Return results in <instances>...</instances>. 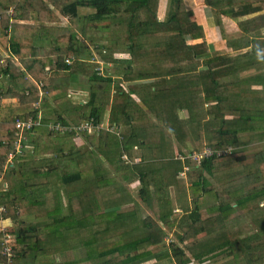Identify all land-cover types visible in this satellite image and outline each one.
<instances>
[{
    "label": "trees",
    "instance_id": "trees-1",
    "mask_svg": "<svg viewBox=\"0 0 264 264\" xmlns=\"http://www.w3.org/2000/svg\"><path fill=\"white\" fill-rule=\"evenodd\" d=\"M162 1L166 2V10L163 17L159 18ZM186 1L191 0H0V46L5 48L0 51V126L5 127L3 134L0 131V179H3L4 184V189H0V219L12 223L9 228L0 230V264H6V258L1 254L4 248L11 250L10 264H28L27 255L35 250L32 245L36 247L39 241L44 245L50 242L47 240L50 236L51 255L42 258L39 264H144L149 260H154L155 264H189L190 258L185 256L187 251L199 264H204L208 257L216 259L222 256L230 257L225 261L226 264H264V244L260 242L264 235V205L259 207L264 204V147L253 154L247 153L249 146L264 142V48L260 42V36L264 35V0L200 1L210 10L212 20L220 22L225 17L232 20L239 30L238 39L224 38L218 42L225 46L222 51L215 47L210 49L202 40L203 29L192 18L188 11L191 4ZM4 7L13 8L11 18L6 16ZM80 9H89L92 14L81 19L78 16ZM55 10L75 25L82 22L81 37L91 44L95 41L89 36L96 34L95 37H101L103 41L108 35L107 31L113 27L118 31L119 46L116 49L103 42L96 44V47L109 53L107 55H122L121 58L108 61L115 74L131 83L129 95H124L118 89L111 102L112 122L102 125L104 129H98L92 135L83 131L78 135L60 136L47 131L49 124L81 125L78 120L71 123L59 115L54 119L45 116L48 105L43 98L50 93L53 82L75 71L88 73L93 93L88 102L91 110L85 120L91 118L94 124L101 123L99 117L103 101L98 96L102 97L110 84L109 79L99 77L95 66L80 63L86 50L75 40V31L51 34V28L43 26L56 20ZM20 11L33 14L32 19L41 25L39 31L32 26L19 24L23 18L28 19L27 16H19ZM20 27L23 30L34 29L36 34L29 39H15L18 36L12 35L9 38L7 32H23ZM36 38L49 42V48L40 42L38 44ZM199 40L202 41L195 43ZM6 43L8 52L5 51ZM153 48L162 54L153 57L148 63L149 72L143 71L140 69L142 60L139 59ZM242 50L245 52L241 53ZM7 56L15 58L19 64L10 61ZM71 56L74 61L70 65L65 64L66 59H72ZM179 61H185L187 68L180 67ZM176 75L180 76L179 83L171 87L167 78ZM149 76L153 81L158 80V88L152 90L154 87L148 85L150 92L145 98L141 96L140 102L150 104L149 110L155 113V118L145 120L141 131L143 135L151 136L155 132L156 121L168 128L169 123L166 126L165 122L169 120L162 121L163 117L167 114L168 119L170 113L175 115L177 111H184L186 117L180 114L173 116L176 125L170 127V131L166 129L167 144H172L169 137L172 134L178 145L177 152L181 154H184V149L189 154L205 147L219 151L233 147L232 152L225 157L202 159L197 166L191 165L183 178L178 175L189 164L176 165L174 181L180 189L174 197L178 200L187 193L190 197L189 210L182 208L175 213L173 209L163 211L157 214V220L149 221L139 215V205L125 215L114 211L100 213L105 208H100L97 202L105 196L103 193L117 188V195H123V186L133 182L141 185L137 192L141 204L154 212L159 209L158 187L167 184V178L161 172L141 169L140 161L144 157L138 159L136 165L135 159L130 160L133 147L151 145L149 138L141 139L140 142V124L133 125V116L127 111L130 95L146 88L134 82L150 79ZM251 78H257L258 82L252 83L255 88L250 86L253 89L250 94H245L243 89H239L240 81H249ZM3 80L7 81L6 85H3ZM94 80H103L102 83H105H99L97 93L94 92ZM161 103L164 105L163 110L160 108ZM35 106H39V110H35ZM78 106L73 107L74 110ZM157 108L162 110L161 115L157 113ZM37 116L40 117V123L23 134V155H14L10 160L16 162L13 165L8 156L14 154L16 144V138L13 137L14 122H26L30 118L36 120ZM198 131L205 133L200 142H197L200 138ZM188 136L190 140L184 139ZM243 136L248 137L246 142H241ZM78 139L84 140L83 145L89 154L75 150L71 141ZM193 140L197 142L196 145L189 144ZM190 146L195 149L190 150ZM46 149L54 153L55 158L62 155L59 158L68 160V164L75 162L81 165L88 161L82 159L94 156V150L101 153L100 159L95 158L98 163L93 165L101 173L97 187L73 192L74 188L69 186L79 182L80 173L68 171L64 167L65 162L42 170L37 159L42 158L39 154ZM142 150L144 152L145 148ZM122 155H126L129 160L122 161ZM225 161L232 162L226 177L229 186L220 191H210L209 182L211 178L214 179L215 171L228 166V163H223ZM150 174H159L161 180L156 186L154 184L157 193L155 202L149 197ZM237 174L241 176L235 180L237 176L233 178V175ZM211 192L214 205H204L206 194ZM236 211H242L255 222L244 224L242 234H228L227 229L233 222H242ZM232 214L234 217L229 218ZM177 216V222L171 221ZM158 223L175 227L174 238L170 239L168 248L163 245L166 233ZM120 224L138 226L141 237L128 239L132 229H121ZM113 227L115 232L111 234ZM254 228L258 231L249 234ZM43 230L44 234H41ZM217 231L224 234L223 238L201 249L198 245L200 236ZM62 235L71 239V242L68 241L70 246L64 250L54 241L55 237L61 238ZM160 245H163V251L139 252L143 247ZM78 248L84 249V257H79ZM54 255H58V263L52 258Z\"/></svg>",
    "mask_w": 264,
    "mask_h": 264
},
{
    "label": "rangeland",
    "instance_id": "rangeland-1",
    "mask_svg": "<svg viewBox=\"0 0 264 264\" xmlns=\"http://www.w3.org/2000/svg\"><path fill=\"white\" fill-rule=\"evenodd\" d=\"M201 0H191L190 2L189 1H186L188 3L191 4L190 7H188V11L191 13V15L193 16L195 13L197 15V17H199V14L200 13H205V15H210V11H208V9L204 8V6H202ZM188 6V4H187ZM166 10V2L162 1L161 5H160V11H159V18H162L163 15H164V11ZM194 13V14H193ZM54 15H55V21L54 22H49V23H45L43 26H47L48 28H51V34H55L57 33L58 31H64V32H67L69 33L70 30L72 31H75L76 32V35H77V40L79 42V44L81 45V47H84V49H87L90 54L93 53L94 54V58H97L96 60L94 61H97L96 63H100V64H96L95 62L93 63L94 65L96 66H101V62L105 61L104 58L106 59H112V58H121L122 55L117 53V54H114V55H107L109 53H106L102 50H95L96 48V44H97V41H95L93 44L91 45H87L85 46V42L81 39V34H80V27L82 26V22L79 21L80 25H75L73 24L68 18L64 17V16H61L57 10L54 11ZM211 16V15H210ZM203 18L199 21H202ZM195 21V20H194ZM196 22V21H195ZM203 22V21H202ZM197 23V22H196ZM30 24L32 25H28V26H32L34 28H36L38 31H39V26L40 23L35 21L34 19H32L30 21ZM122 28V27H120ZM124 29V28H123ZM121 29V31L123 30ZM31 31V30H30ZM32 31H34V29H32ZM124 32V31H123ZM122 32V33H123ZM234 32L231 36H227L225 35L224 32H222V30H216V34H213L214 36V39H216V41H218V39H226V40H236L238 39V37L240 36V33L239 31H236V29H234ZM107 36H106V39L104 38V40L101 42H103L104 44L108 45V46H111L113 47L112 49H116L117 47L116 46H119L118 43H119V40H118V31L116 29V27L110 29L109 31H107ZM122 35V34H121ZM260 38H262V42L263 43V48H264V35L260 36ZM213 39V40H214ZM66 40V38H65ZM214 41V44L219 47V43ZM150 42H153L152 40ZM218 44V45H217ZM221 49L224 48V44H222L220 46ZM244 53L245 50H242L241 53ZM92 54V55H93ZM158 54H162V53H159L157 50L155 51V49H151L148 51V53H145L141 56V59L139 60H142L141 61V67L140 69H142L143 71H147L149 72L150 71V64L148 65V63L151 61V59L153 57H159ZM238 54V53H237ZM236 54V55H237ZM71 61V60H70ZM164 66L166 68V64L164 63ZM108 69V67H107ZM109 70L111 72L112 68L109 67ZM174 77V76H173ZM150 79H152L150 76H149ZM144 80H149V79H144ZM152 82H154L152 80ZM177 81H172V82H169L168 84L171 86V87H175L177 85L176 83ZM83 85H86L83 84ZM83 85H79V86H83ZM78 86V84H76V88L80 89V87ZM253 86V85H252ZM83 88H87V87H84ZM76 89H67V88H64V93L66 95V97H69L68 99L65 98V99H62V101L60 100V103L63 105V104H66L67 106H70L72 105L74 102H77V97L75 96H78L79 93L78 91H75ZM74 93H77V94H74ZM170 111V110H168ZM184 111H177L175 113V115H170L168 116V119H167V114L165 115L164 120L162 121H168V122H165V125L167 126V123H169V126H167L168 128H165L164 125H162L161 122L159 121H156V130L155 132L149 136L148 138V141H151L152 140V143L151 145L147 146V147H150V148H156L155 149V155L158 156L156 158H154V160L148 162L149 164V167L151 170H153V172L155 173H160L162 174L163 173V176L166 177L167 179L165 180L166 183H168L170 186H166V185H162V187H158V191L160 192V203H158V210L156 212H154L152 209H149L146 205L144 206L143 204H141L140 200L138 199L137 197V192L139 190V188L141 187V185H138V184H133V185H128L126 186L125 185V193L123 195H117V188H113L111 189V191L109 192H106L105 194L103 193V195L105 196H102V198H100V201L97 202L98 205L100 206V208H105V210H103V212H100V213H108V212H111V211H114L115 213L117 214H122V215H125V214H128L130 213L132 210L135 209L136 205H139V211L140 212V216L141 217H144L146 221H149V220H157V214L158 213H161L163 211H166L168 212V210H172L173 209V212H180L181 209H179V204L183 205L184 203V206L181 207V208H186L187 210L190 209V197L189 195L186 193L185 194V200L183 201H186V202H183V201H177L174 196L176 195V191H178V189H180V186L178 185V183L176 182H173L175 180L174 178V171L176 169V165H182L184 164L182 161H180L178 159V156L179 155H183L181 153H178L176 152L175 153V148L173 147L174 145L173 144H167V140H165V147L169 149L168 152H166L165 154L163 153V155L159 154V150L161 149L160 146L157 145V126H161L164 130L166 129H169L172 130V128L170 127H173L176 125V121L174 119L173 116H178L179 114L186 117L185 113H183ZM158 113H159V110H158ZM183 113V114H182ZM161 115V113H159ZM140 116H143L142 114ZM140 120H147V117H137L135 118L134 120V123L136 124L138 121ZM159 128V127H158ZM256 129V128H254ZM257 130V129H256ZM167 131V130H166ZM260 130H258V133ZM168 132V131H167ZM166 132V133H167ZM200 133V138L197 140V142H200V139L205 137V133H201L200 131H198ZM168 135V133L166 134ZM186 140H190L189 139V136L184 138ZM248 140V137L246 136H243L241 138V142H246ZM141 142V140H140ZM197 142H194L193 140V143H189V144H194L196 145ZM55 144H58V143H55ZM55 144H53L55 146ZM205 146V145H204ZM208 146V145H207ZM260 146V147H258ZM142 149L145 148L146 150V144L145 145H141L140 146ZM175 147L178 149V145L176 144ZM264 147V142L261 143V144H254V145H251L247 148V153L248 154H253L255 153L256 151H259L260 148ZM233 148V147H231ZM190 150L192 149H195L194 146H190L189 147ZM76 151H81V152H86L88 153V151L86 150V148H79V149H75ZM28 151V150H26ZM94 158H98L99 157V154L96 153V151L94 150ZM183 153H186L187 150L185 151L182 150ZM41 153H44V154H50L48 156L50 157H47V158H44L43 156H41L42 158L40 159H37V160H40L38 162V166L39 167H42V170H45L47 168H50V167H55V165L59 164L60 162H65L66 165H64L65 168H67L68 171H79L80 173V179H79V182H77V184H72L71 188H74L73 189V192H76V191H79V190H82V189H87L88 187L89 188H92V187H97L96 184H99V179L101 178V173L94 168V160L92 158L91 155L87 156L86 159H82V160H88L86 162V164H75V162H73L74 164H68V160L64 161L62 160L61 158H59L60 155L59 154V157H54V153L52 154L51 151L49 150H45V151H42ZM78 153V152H77ZM91 153V152H90ZM19 154V153H18ZM89 154V153H88ZM93 154V153H91ZM23 155V154H21ZM39 155H42V154H39ZM43 161H42V160ZM68 159V158H67ZM164 163L162 164L161 163ZM13 165H15V163L11 162ZM185 163H188L189 166L188 168L190 169V166L193 165L190 161H186ZM223 163H228V166H226V168H224L223 170H217L214 172L215 174V177L214 179L211 178L210 182H209V190L210 191H220L221 189L225 188L226 186H229L228 185V181H227V178L228 177V173H229V167L231 166L232 162H223ZM151 164V165H150ZM73 168V169H72ZM149 169V170H150ZM189 169L187 171H183L182 172L184 173L183 175H178L179 177H185V175L187 174V172L189 171ZM229 169V170H228ZM163 170V171H162ZM165 173V174H164ZM155 176L152 177L151 181L149 182L150 185L148 187V191H149V197H150V200L154 201V198L157 196V193H155V187H154V184L156 186L157 184V178H156V174H154ZM159 176V174L157 175ZM237 176V177H236ZM241 175H233V178H235V180H238L240 178ZM178 177V178H179ZM155 179V181L153 182L152 180ZM101 184V183H100ZM2 187V183H0V188ZM65 188V186H64ZM63 188V189H64ZM95 191V190H94ZM213 193H207L206 194V199H205V203L204 205H207V206H212L214 205L215 203V200H214V195H212ZM167 195V196H166ZM118 196V197H116ZM225 196V195H223ZM62 197V196H61ZM166 197V198H165ZM63 198V197H62ZM226 199V198H225ZM155 202V201H154ZM140 203V204H139ZM52 204V203H51ZM262 205L264 204H261L259 205V207H261ZM156 206V207H157ZM176 210V211H175ZM178 210V211H177ZM65 212V211H64ZM235 213H237V216L240 215V219L242 220L241 223H238L237 221L233 222L231 227L227 229V233L228 234H235V232L239 233V234H242L244 233L243 232V228H244V224L245 225H248V223H252V222H255V221H252L253 219L248 217L247 215H245L242 211H236ZM244 215L243 217L241 216ZM214 216V215H212ZM211 216V217H212ZM234 215H230L229 218H233ZM179 217L177 216L176 218H173L171 221L175 220L176 222L178 221ZM232 220V219H231ZM107 221H108V218H107ZM175 223V222H174ZM160 228H162V230L166 233V236H164V242H163V245H165L166 248H168V245H169V242H170V239H173L174 238V231H175V227H170L169 224H164V223H158ZM255 226L257 225L256 223H254ZM121 229H124L126 228V230H130L132 229L131 231H129V235H128V239H134V238H139L141 237V233H139V230H138V226H135V225H131V226H127V224H120L119 225ZM13 229L15 228V225L12 226ZM115 227H113V230L111 231V234H113L115 232ZM136 229V231H134ZM258 231L257 228L254 230H251L249 232V234L253 235L255 234V232ZM43 233L41 234H44V230L42 231ZM128 232V231H127ZM126 232V234H127ZM222 235V236H220ZM223 235L220 231H217L215 234H205V235H201L200 238H201V242L198 243L199 247H202L201 249H206L211 242H216L214 244H216L218 241L221 240V238H223ZM100 237H103V236H100ZM242 238V236H241ZM47 240H50V242L48 243H45L44 245H42V241H39V243L37 244V246L35 247V244L32 245L33 248H35V250L31 253V254H28L27 255V258L29 260V263L28 264H39L38 262L42 259V258H45V257H48L49 258V254L51 252V236L47 239ZM34 241V240H32ZM54 241L55 243H58V245L61 247L60 249L61 250H64L66 249L67 247L70 246L69 242H71V239L66 237V236H63L60 238V237H55L54 238ZM73 242V241H72ZM260 242H263L264 244V235L261 236V240ZM41 244V245H40ZM40 245V246H38ZM163 245H160V246H157V247H143L142 249L139 250V252H158V251H163ZM200 249V250H201ZM166 250V249H165ZM261 251V250H259ZM257 251V252H259ZM262 251L264 252V249H262ZM77 253L79 255V257H84V249L83 248H78L77 249ZM186 253V257L190 258V263L189 264H199L197 263L191 256V253H189L188 251L185 252ZM170 254V253H169ZM53 259H55V262H59V257L58 255H54V257H52ZM114 258V257H113ZM230 257H217L215 259V257H213V259L211 258H207L206 261H204V264H226L225 261L228 260ZM48 264H51V262H49ZM144 264H155L154 260H149L147 261L146 263ZM175 264V263H174Z\"/></svg>",
    "mask_w": 264,
    "mask_h": 264
},
{
    "label": "crops",
    "instance_id": "crops-1",
    "mask_svg": "<svg viewBox=\"0 0 264 264\" xmlns=\"http://www.w3.org/2000/svg\"><path fill=\"white\" fill-rule=\"evenodd\" d=\"M1 1L4 2L5 0H1ZM14 2H20V0H14ZM4 9L6 10V13H5L6 16L8 18H11L13 16V12H12L13 8L12 7H8V8L4 7ZM208 11H210V10H208ZM90 13L92 14V12L89 9H80L78 11V16L82 19L83 17L87 16V14H90ZM210 15H211V12H210ZM210 15H205V13L204 14L200 13L199 17H197V15L195 13L192 16V18L203 29L204 37H202V40L205 41V43L207 45H209V48L212 49V47H215L216 50H221L222 51L225 48L221 49L220 48L221 45L217 44L219 46V47H217L214 44V41H216V39H214L213 34H216L215 33L216 30H222V32H224L225 35H227V36H231L233 33H235L234 29H236V31H239V30H238L236 24L232 20L227 19L225 17H222L220 22H217L215 19L212 20L211 19L212 17ZM19 16H27V18H28L27 20L23 18V20L19 21V24H21L22 26L32 25V24H30V21L33 18V14L31 12L27 13L26 11H20ZM202 18H203V20H202L203 22L199 21V19L201 20ZM20 28H21V30L23 32L20 31L19 33H16V34H12V32L9 30L7 32V34L9 35V38L12 35V37L13 36H18V37H15V39H21V38L29 39V37H31L32 35L36 34V32H34L32 30L31 31L30 30H23L22 27H20ZM80 34H81V31H80ZM95 35L89 36V38H91L94 41H97V44H98V43L101 42L102 39H101V37H95ZM5 36H6V34H5ZM36 39L38 41V44L40 42V43H42L45 46V48H49V45L47 46V44H49V42L47 43V41H44L42 39H38V38H36ZM81 39H82V37H81ZM82 40L85 42V46H86V44L87 45H91V43L88 40H84V39H82ZM202 40L195 41V43H200ZM221 40H223V39H218V41H216V42H220ZM5 45H6V50L5 51L8 52L9 46H8L7 43ZM2 49H5V48L3 46H0V51ZM85 50H86V53L84 54V59L80 63L87 64V65L93 66V67L95 66L96 67L95 70L97 71V74L99 75V77H101V78H103L105 80L109 79V82H110V84L108 85V88L106 89L105 94L102 97L98 96V98L102 99V101H103V108L100 109L101 110L100 117H99L101 119L100 122L102 123V125L106 126V125L110 124V122H112V110H111L112 105H111V102H112L113 99H115L116 92L119 91L118 89H120L121 92L124 95L128 96L129 95L128 94V90H129V86H130L131 83L124 81V79H122L119 75L115 74L113 72V70H111V72H110L109 67L112 68V65H111V63H109L108 59H106V58H104L105 61L101 62L102 63L101 66L94 65L93 63L97 62V61H94V60H96L97 58L93 57L94 56L93 53L90 54V52L87 49H85ZM95 50L97 51V47L95 48ZM8 57L9 56H7V58ZM71 58L72 59H69V60H71V63H72L74 61V57L71 56ZM9 60L13 61L15 64H19L18 61H16L15 58L12 59V58L9 57ZM178 63L180 64V67H182V68H187V66H188V64H186L185 61H182V62L179 61ZM96 64H100V63H96ZM107 67H108V69H107ZM166 68H167V66H166ZM176 76L177 77L174 76L172 78L168 77L167 78L168 79V83H169V80L172 82V81H176V79H177V84H178L179 83L178 78L180 76H178V75H176ZM60 79H59L58 82H53L50 93H48L43 98L44 100H46L47 105H48V110H46L45 113H44L45 116L48 115V116H51V118L54 119V118H56V116L59 115L63 120L69 121L71 123H73V121H77V120L78 121L85 120L88 117V115L90 113V110H91V106L88 104V102H89V97L93 93V89H92V87L90 85V81H89L90 79H89L88 73L87 72L83 73V72H80V71H75V72H72V74H70V75L63 76L61 80ZM253 79H255V80L252 82ZM154 80H155L154 82H152L151 79L134 82V83H136V85L142 84V87H146V88L143 89L141 92H138L136 94H132L133 96L130 95L131 102H129L128 105H127V107H128L127 111H128L129 115L133 116V119H132L133 125H135L134 120L137 117L148 116L147 120H149V121H150V119L155 118V113H151L150 110H149V108L151 107L150 104L148 102H147V104H144V103L140 102V99L143 96L145 98V96H147L149 94V92H150V88L147 87L148 85L149 86L152 85L154 87V89H152V90H156L155 88H158V80H156V79H154ZM102 81L94 80L93 85L94 86L96 85V88H95L94 92H96V90L98 89V85H100L99 83H102ZM256 82H258L257 78H251L249 81H240V88L239 89H243L242 91L245 92V94H247V93L250 94L251 93L250 90H253L251 88H255V87L252 86V83H256ZM3 83H4L3 85H6L7 81L3 80ZM85 83H86V85H83ZM76 84H78V86L79 85H83L84 87H87V88H83V86H79L80 89H78V88H76ZM102 84L105 85V83H102ZM161 84L162 83L159 82L160 86H161ZM250 86H252V87L250 88ZM64 88H67V89L70 88V89H73V90L76 89L75 91H78L79 95L75 96L78 99L77 102H74L70 106H67L66 104L62 105L60 103V100L62 101V99H65V98L68 99L69 98V97H66V95L64 93ZM74 94H77V93H74ZM75 106H78V107L74 110L73 107H75ZM163 107H164V105L161 103L160 104V108L162 110H163ZM161 109L157 108L156 110H159V113H161L162 112ZM77 110H79V111H77ZM157 113H158V111H157ZM141 114L143 116H140ZM145 123H146V121H143V120H140V121H138L136 123V124H140V125H138L140 131H138L136 129L138 131V134H139V140H141V139L142 140H146L149 137L146 134L143 135V132H141L142 128L145 125ZM4 129H5L4 126H0L1 134L4 133ZM166 132L167 131L164 130L159 125L158 134H157V136H158L157 145L161 147V149L159 150V154H161V155H163V153L165 154L166 152L169 151L168 148H165V140H167V135H166L167 133ZM136 135L137 134H134V136H136ZM6 136L7 135H5V137ZM169 137L172 140V144L174 145L173 147L175 148V153H176L177 152V148L175 147L176 141L174 139V136L172 134H169ZM71 142L75 146V149H79L81 147L85 148L84 145H83L84 140H82V139H80V140L79 139L78 140H72ZM149 142L152 143V140L149 141ZM179 142L180 141H178V143ZM96 146H97V143L95 142L94 147H96ZM155 149L147 147L146 150L144 151L145 152V154H144L142 148L133 147V149L131 150V154H130V160L132 161V160L135 159V161H136L135 165H136L137 160L138 159L141 160V158L144 157V160L140 161L142 163L141 169L143 168V170H147V169L149 170L150 167H149L148 162H150V161L154 160V158L158 157V156L155 155ZM96 153H98V152H96ZM98 154H99L98 158L100 159L101 158V153H98ZM126 157H127L126 155L125 156L122 155V158H123L122 161H125V160L128 161L129 159H127ZM92 158L94 160V163L97 164L98 163L97 162L98 159H95L94 156H92ZM150 171H152V170L150 169ZM157 175L158 174H156L157 184H159L161 182V180L159 179V177ZM161 175L163 176V173ZM154 176H155L154 174L151 175V177H154ZM118 177L120 179V175H118ZM2 180L3 179L1 178L0 179V183H2V187L0 188L1 190L4 189V184H3ZM153 181H155V179H153ZM133 184H138V182H133L131 184H127L126 183L125 185L128 186V185H133ZM175 184H176V182H175ZM122 185H124V184H122ZM165 185L166 186H170L168 183L165 184ZM123 189L124 190L126 189L125 186H123ZM116 197H118V196H116ZM185 199L186 198H185V194H184L177 201L181 202V201H183ZM183 202H186V201H183ZM182 206H184V203H183V205L179 204V206H178L179 209H182L181 208ZM10 223H11L10 220H6L5 219V221L3 220V222L1 223V226H2V228H6V227L9 228L10 227Z\"/></svg>",
    "mask_w": 264,
    "mask_h": 264
},
{
    "label": "built area",
    "instance_id": "built-area-1",
    "mask_svg": "<svg viewBox=\"0 0 264 264\" xmlns=\"http://www.w3.org/2000/svg\"><path fill=\"white\" fill-rule=\"evenodd\" d=\"M71 63V61L69 59L65 60V64L69 65ZM36 108V106H35ZM36 120H33L32 118L28 119V121H15L14 122V132H13V137L16 138V144L14 146V154H10L8 156V160L9 162H11L10 160L13 159L14 155H21L23 154V149H22V143L21 141L23 140V134L25 133L26 130H29L30 128L34 127V126H38L40 123V117L37 116ZM80 126L76 127V126H71V125H64L61 123H55V124H49L47 126V131L50 134L53 135H66V134H81L80 132L85 131L88 135H92L95 132H97V130H103V126L101 123H96L94 124L93 120L90 118L89 120H84L82 122H80ZM231 147H227L222 151L219 150H212L209 147H205L203 148L201 151H194L192 153H184L183 155H179L178 159L180 161H182L183 163H185L186 161H190L193 165L197 166L199 164V162L202 159H206V158H210V157H225L227 155H229L232 152ZM19 153V154H18ZM188 167H183V171H187ZM184 173H180V175H183ZM2 210V208H0V211ZM3 222V220L0 219V230L2 231V226L1 223ZM5 258H6V264H10V259H11V250L4 248L2 250L1 253Z\"/></svg>",
    "mask_w": 264,
    "mask_h": 264
},
{
    "label": "clouds",
    "instance_id": "clouds-1",
    "mask_svg": "<svg viewBox=\"0 0 264 264\" xmlns=\"http://www.w3.org/2000/svg\"><path fill=\"white\" fill-rule=\"evenodd\" d=\"M39 106H36V108H34L35 110H39V108H38ZM80 122H82V120L80 121ZM23 145V144H22ZM42 155H40V157L41 156H43L44 158H47V157H50V156H48V155H50V154H44V153H41Z\"/></svg>",
    "mask_w": 264,
    "mask_h": 264
}]
</instances>
